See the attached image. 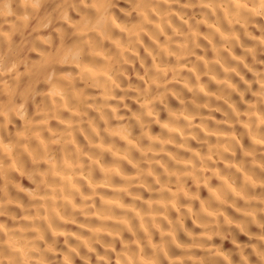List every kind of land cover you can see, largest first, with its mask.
I'll return each mask as SVG.
<instances>
[{
    "label": "clouds",
    "instance_id": "9594fccd",
    "mask_svg": "<svg viewBox=\"0 0 264 264\" xmlns=\"http://www.w3.org/2000/svg\"><path fill=\"white\" fill-rule=\"evenodd\" d=\"M0 264H264V0H0Z\"/></svg>",
    "mask_w": 264,
    "mask_h": 264
}]
</instances>
